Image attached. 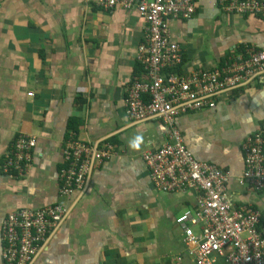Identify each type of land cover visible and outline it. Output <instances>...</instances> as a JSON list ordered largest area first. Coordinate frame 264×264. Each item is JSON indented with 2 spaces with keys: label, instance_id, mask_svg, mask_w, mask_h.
<instances>
[{
  "label": "crops",
  "instance_id": "crops-1",
  "mask_svg": "<svg viewBox=\"0 0 264 264\" xmlns=\"http://www.w3.org/2000/svg\"><path fill=\"white\" fill-rule=\"evenodd\" d=\"M143 28L135 10L107 12L94 0H0V225L16 209H65L29 264H194L175 223L195 206L194 194L155 191L142 161L167 129L156 117L130 121L124 113L129 81L145 80L135 58ZM169 36L181 50L179 75L211 71L242 49L264 52V17L227 15L215 0H197L190 19L170 22ZM176 124L196 161L228 174L233 207L256 209L264 227V188L253 192L242 180L244 144L264 124V72ZM20 135L35 144L21 172H4ZM69 137L112 154L90 166L80 192L62 197ZM1 249L0 237V264Z\"/></svg>",
  "mask_w": 264,
  "mask_h": 264
},
{
  "label": "built area",
  "instance_id": "built-area-1",
  "mask_svg": "<svg viewBox=\"0 0 264 264\" xmlns=\"http://www.w3.org/2000/svg\"><path fill=\"white\" fill-rule=\"evenodd\" d=\"M196 1L94 0V5L107 12L133 9L144 23L135 58L145 80L129 81L124 113L130 121L156 117L167 129L166 141L156 150H146L142 161L155 191L194 194L195 206L185 209L175 220L193 263L214 264L218 256L224 264H264V227L259 212L247 206L233 207L226 195L228 174L215 165L196 161L176 124L178 115L213 109L217 95L263 74L264 52L247 48L233 61L226 59L219 68L179 75L176 69L181 50L170 39L169 24L190 19ZM215 1L216 8L227 15L264 17V0ZM258 132L244 144L242 174L248 189L256 193L264 188V124ZM34 144L32 137L20 135L4 159V172H21ZM111 154L108 145L93 148L69 137L64 142L63 167L58 175L60 195L80 192L90 166L107 160ZM64 214L60 204L8 213L0 225L2 264L31 263Z\"/></svg>",
  "mask_w": 264,
  "mask_h": 264
},
{
  "label": "clouds",
  "instance_id": "clouds-1",
  "mask_svg": "<svg viewBox=\"0 0 264 264\" xmlns=\"http://www.w3.org/2000/svg\"><path fill=\"white\" fill-rule=\"evenodd\" d=\"M141 137L137 136L132 142H130V147L131 148H137L139 146Z\"/></svg>",
  "mask_w": 264,
  "mask_h": 264
},
{
  "label": "trees",
  "instance_id": "trees-1",
  "mask_svg": "<svg viewBox=\"0 0 264 264\" xmlns=\"http://www.w3.org/2000/svg\"><path fill=\"white\" fill-rule=\"evenodd\" d=\"M242 53H244V50L242 49Z\"/></svg>",
  "mask_w": 264,
  "mask_h": 264
}]
</instances>
